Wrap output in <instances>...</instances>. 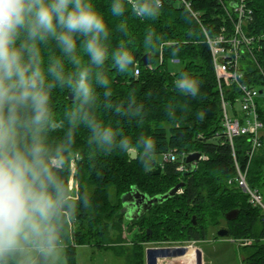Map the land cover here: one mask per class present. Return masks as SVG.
Returning <instances> with one entry per match:
<instances>
[{
	"label": "trees",
	"instance_id": "1",
	"mask_svg": "<svg viewBox=\"0 0 264 264\" xmlns=\"http://www.w3.org/2000/svg\"><path fill=\"white\" fill-rule=\"evenodd\" d=\"M187 1L191 10L178 0H162L159 17L150 20L132 15L131 6L127 4L124 16L114 17L110 12L111 0H93L112 33V47L120 39L128 40L135 57V65L126 74L117 72L110 62L106 65L113 103L125 102L129 96H134L138 103L144 104L145 112L142 121L129 120L114 112L101 113V116L133 142L141 134L153 138L157 142L158 154L147 169L139 159L122 154L95 157L87 145V130L82 125L76 128L73 151L65 156L64 178L70 190V165L74 158L76 189L88 190L91 207L81 210L69 227L65 242L69 264L75 263L77 247L81 245L112 247L125 259L123 264H146L148 244L154 241L171 244L198 242L206 240L210 231L218 238L216 231L220 227H227L231 238L239 243L243 264H264V211L254 206L234 182L237 172L233 151L224 142L220 92L206 36V33L212 38L217 36L223 27L231 31L233 21L228 12L234 16L233 10L230 0ZM247 1L254 14L245 31L249 35L263 33L264 0ZM120 23L127 25V37L116 31ZM149 29L160 37L156 48L144 43ZM253 51L255 59L249 54L244 56V81L262 89L264 43L256 45ZM147 53H151L149 64L143 60ZM57 54L53 45H41L45 62L50 55ZM173 59L179 60L177 73L170 69ZM181 74L200 82L197 96H187L176 88L175 82ZM227 92L232 97L238 93L235 87H228ZM69 95L66 89H56L52 93V109L58 127L49 133L51 143L62 140L69 127L65 116L73 104ZM169 106L175 119L167 115ZM200 111L204 112L203 120L197 117ZM259 114L264 122V109L259 108ZM235 146L240 167L247 170L249 185L264 198V130L263 146L250 162L245 138H236ZM171 151L177 154V161H164V155ZM193 152H200L206 158L198 161L193 172H180L178 165L184 163L186 154ZM159 166L162 167L161 173H152ZM181 182L184 183L181 193L154 205L138 220L129 221L121 212L122 196L133 187L155 196L168 192ZM232 210H239V215L230 221L226 214ZM128 234L133 235L130 241H127ZM125 244L129 246L125 247Z\"/></svg>",
	"mask_w": 264,
	"mask_h": 264
},
{
	"label": "clouds",
	"instance_id": "2",
	"mask_svg": "<svg viewBox=\"0 0 264 264\" xmlns=\"http://www.w3.org/2000/svg\"><path fill=\"white\" fill-rule=\"evenodd\" d=\"M126 4L132 15L150 20L163 6L162 0H111V15L124 16ZM116 31L129 35L125 23ZM111 37L93 0H0V264H63L69 227L91 207L88 190H69L64 178L77 127L87 130L95 157L135 155L146 169L154 163L153 138L141 134L133 142L101 116L114 112L142 121L145 115L134 96L113 103L106 65L126 74L135 57L130 41L120 39L112 47ZM159 40L147 30L148 47L156 48ZM41 45H53L58 54L45 62ZM175 86L193 97L200 90V82L186 74ZM56 89H66L73 104L65 113L64 138L51 143L49 133L58 127L52 109ZM167 115L175 119L171 106ZM197 117L203 120L204 112Z\"/></svg>",
	"mask_w": 264,
	"mask_h": 264
},
{
	"label": "built area",
	"instance_id": "3",
	"mask_svg": "<svg viewBox=\"0 0 264 264\" xmlns=\"http://www.w3.org/2000/svg\"><path fill=\"white\" fill-rule=\"evenodd\" d=\"M178 1L184 3L191 10V5L187 0ZM230 5L234 15L232 16L231 12H228V16L233 21L232 30L223 27L217 36L212 38L208 33L206 36L211 49L220 92L224 142H227L233 151L237 172L234 182L249 196V200L254 206H259L264 211L263 196L249 185L247 170H242L240 167L235 146L236 138L241 136L245 138L249 162L263 146L264 122L260 117L258 106V98L263 90L244 81L243 62L244 56L247 54L255 59L253 49L259 43H264V32L254 35L246 33L245 27L253 21L254 14L253 9L248 6L247 0H230ZM193 14L197 17L196 13L193 12ZM173 62L179 63V60L173 59ZM138 74L139 70L137 69L136 75ZM228 87L237 89L236 96L232 97L227 92ZM188 155H185L184 163L177 167L180 172L189 171L185 162ZM202 158L206 157L202 155ZM164 161H177V154L174 151L166 153ZM197 163H195L196 166Z\"/></svg>",
	"mask_w": 264,
	"mask_h": 264
},
{
	"label": "rangeland",
	"instance_id": "4",
	"mask_svg": "<svg viewBox=\"0 0 264 264\" xmlns=\"http://www.w3.org/2000/svg\"><path fill=\"white\" fill-rule=\"evenodd\" d=\"M170 69L173 73H177L180 70V66L177 63H172L170 65ZM262 90L263 93L258 98V106L260 109H264V88H262ZM159 161L162 162V158L159 157ZM70 168H71L70 190H73L76 189V181H75L76 162L74 158L72 159ZM179 193H181V191H179ZM211 233L212 232L210 231L209 234L211 235ZM132 236H133L132 234H128L127 241H130ZM212 241L210 239H206L199 242V245L204 249V259L206 260L207 264H222V262L220 261H222L224 257H226V259L229 261L230 264H240L241 261L240 250L235 243H231V242L221 243L216 245L214 250L212 247L213 245ZM124 246L127 247L129 246V244H125ZM176 246H179V244L175 245L171 243H160L158 241H154L150 243L151 252L149 253V264H153L154 259L158 261L162 259H169L172 258L173 256H183L184 253L182 254L179 253L178 252L179 247L176 248ZM89 248L91 249L86 248V249L78 250V254L76 253V264H123L125 261V259L122 256L116 255L117 253L114 251L112 247L97 248L92 246ZM195 251H196L195 249H191V255L193 254L194 257V264H196L198 257V254ZM183 257H185V255ZM215 257L216 258L222 257V259H220L219 262L218 261L216 262ZM201 259H202V254H201ZM201 261H203V259ZM64 263L65 264L68 263L66 248H64L63 264ZM156 264H158V262Z\"/></svg>",
	"mask_w": 264,
	"mask_h": 264
},
{
	"label": "water",
	"instance_id": "5",
	"mask_svg": "<svg viewBox=\"0 0 264 264\" xmlns=\"http://www.w3.org/2000/svg\"><path fill=\"white\" fill-rule=\"evenodd\" d=\"M176 1V0H173ZM144 63L149 64L151 60V53H147L143 57ZM263 91H261L262 93ZM70 97V95H69ZM71 99V98H70ZM202 154L200 152H193L190 153L186 157V165L189 168L188 173H191L195 170L196 168V162H198L201 159ZM131 159H136L135 155L130 156ZM162 171V167L159 166L157 170L152 173L159 174ZM184 186V183L181 182L171 188L168 192L164 194H159L155 196H149L148 194L142 192L140 189H138L136 186L132 188V190L122 196V210L121 212L125 215V218L129 221L133 220H138L141 218L143 215H145L147 212H149L154 205H157L159 203H163L167 201L168 199L176 196L179 191L182 189ZM239 215V210H232L226 214V219L227 220H234L238 217ZM193 222L196 224V217L193 216ZM149 233H151V230H148ZM217 236L219 238H230L231 237V232L227 227H220L217 230ZM151 248H147L146 250V258L147 262L149 264V253H150ZM179 253H184L186 248H179L178 249ZM153 264H156V259L153 260Z\"/></svg>",
	"mask_w": 264,
	"mask_h": 264
},
{
	"label": "crops",
	"instance_id": "6",
	"mask_svg": "<svg viewBox=\"0 0 264 264\" xmlns=\"http://www.w3.org/2000/svg\"><path fill=\"white\" fill-rule=\"evenodd\" d=\"M207 239H210L211 241L213 240L212 241V243H213L212 247H213L214 250H215L216 245H218V244L228 243V242L230 243L231 242V243H235L237 245V247L239 248V250L241 251V249L239 247L240 246L239 243L237 241H235L234 239H232L231 237L230 238H223V239L221 238V239H219V237L216 238L214 236V232H212L211 235H209V237ZM199 242L200 241H198V242L194 241V242H188V243H183V242L173 243L175 245L179 244V246H176V248L177 247L186 248L187 251L185 250V252H184L185 257H183L184 255L183 256H173L172 258H169V259H162V260H158V261L156 260V263L158 262V264H190L189 258H188L187 255H188L189 251H191V249H195L196 250L195 252L198 254L196 264H202V262H203V264H207L206 260L204 259V249L199 245ZM89 247H92V245H81V246H78L77 247V254H78V250L79 249H86V248L87 249H91ZM94 247H96V246H94ZM65 248H66V252H67V243H65ZM147 248H150V244L147 245L146 250H147ZM201 254H202L203 261H201L202 260L201 259ZM240 255H241V253H240ZM77 258H78V256H77ZM240 258H241L240 264H243L242 257H240ZM191 259H192L191 264H194L193 254L191 255ZM215 259H216V262L217 261L219 262V260L222 259V257H217V258L215 257ZM220 262H222V264H230L229 261L226 259V257H224V259L222 261H220ZM66 264H69V262L66 263ZM74 264H76V261H75ZM146 264H148L147 258H146Z\"/></svg>",
	"mask_w": 264,
	"mask_h": 264
},
{
	"label": "bare ground",
	"instance_id": "7",
	"mask_svg": "<svg viewBox=\"0 0 264 264\" xmlns=\"http://www.w3.org/2000/svg\"><path fill=\"white\" fill-rule=\"evenodd\" d=\"M255 157V156H254ZM151 196V195H150ZM166 202V201H165ZM189 250V249H188ZM187 251V250H186ZM188 258H189V262H190V264H191V261H192V259H191V251H189V253H188Z\"/></svg>",
	"mask_w": 264,
	"mask_h": 264
}]
</instances>
